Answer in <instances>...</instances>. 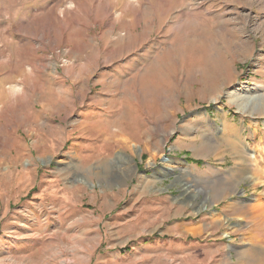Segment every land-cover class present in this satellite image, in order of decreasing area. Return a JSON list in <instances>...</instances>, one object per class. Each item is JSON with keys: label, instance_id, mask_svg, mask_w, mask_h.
<instances>
[{"label": "rangeland", "instance_id": "rangeland-1", "mask_svg": "<svg viewBox=\"0 0 264 264\" xmlns=\"http://www.w3.org/2000/svg\"><path fill=\"white\" fill-rule=\"evenodd\" d=\"M0 264H264V0H0Z\"/></svg>", "mask_w": 264, "mask_h": 264}, {"label": "crops", "instance_id": "crops-1", "mask_svg": "<svg viewBox=\"0 0 264 264\" xmlns=\"http://www.w3.org/2000/svg\"><path fill=\"white\" fill-rule=\"evenodd\" d=\"M120 140H122L121 138H119ZM120 140H119V142H120ZM230 143L231 144H235V147H233L234 148V150H235V153L237 154V155H239V154H241V155H243V152H242V150L239 148V146H237V144L235 143V141H230ZM242 158H244V159H242ZM243 160L244 162H245V169L247 168V164H248V161H247V157H245V156H242L241 158L240 157H237L236 158V161L238 162V161H240V160ZM244 164V163H243ZM239 169V168H238ZM225 221V220H224ZM223 221V222H224ZM221 225V224H220ZM198 228H200V227H198Z\"/></svg>", "mask_w": 264, "mask_h": 264}, {"label": "bare ground", "instance_id": "bare-ground-1", "mask_svg": "<svg viewBox=\"0 0 264 264\" xmlns=\"http://www.w3.org/2000/svg\"><path fill=\"white\" fill-rule=\"evenodd\" d=\"M168 164V163H167Z\"/></svg>", "mask_w": 264, "mask_h": 264}]
</instances>
